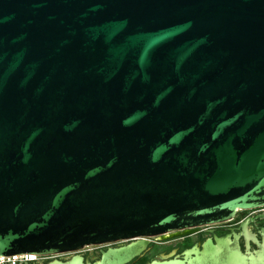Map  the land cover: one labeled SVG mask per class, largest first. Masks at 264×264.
I'll return each instance as SVG.
<instances>
[{
	"label": "water",
	"instance_id": "obj_1",
	"mask_svg": "<svg viewBox=\"0 0 264 264\" xmlns=\"http://www.w3.org/2000/svg\"><path fill=\"white\" fill-rule=\"evenodd\" d=\"M263 204L264 0H0V256Z\"/></svg>",
	"mask_w": 264,
	"mask_h": 264
},
{
	"label": "flooded vegetation",
	"instance_id": "obj_2",
	"mask_svg": "<svg viewBox=\"0 0 264 264\" xmlns=\"http://www.w3.org/2000/svg\"><path fill=\"white\" fill-rule=\"evenodd\" d=\"M145 240L125 264H264V204L238 208L221 221L200 223L145 238L86 244L76 251L32 254L0 264H93L107 260L111 247Z\"/></svg>",
	"mask_w": 264,
	"mask_h": 264
},
{
	"label": "built area",
	"instance_id": "obj_3",
	"mask_svg": "<svg viewBox=\"0 0 264 264\" xmlns=\"http://www.w3.org/2000/svg\"><path fill=\"white\" fill-rule=\"evenodd\" d=\"M30 257H32V254H16V255H2L0 256V261L5 262L7 259H13V261H17L18 258H22V259H29Z\"/></svg>",
	"mask_w": 264,
	"mask_h": 264
}]
</instances>
